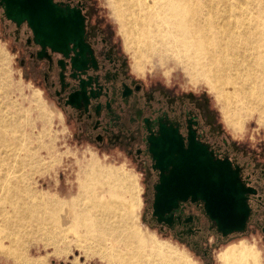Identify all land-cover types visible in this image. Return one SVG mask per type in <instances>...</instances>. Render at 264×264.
I'll return each mask as SVG.
<instances>
[{"label": "bare ground", "instance_id": "6f19581e", "mask_svg": "<svg viewBox=\"0 0 264 264\" xmlns=\"http://www.w3.org/2000/svg\"><path fill=\"white\" fill-rule=\"evenodd\" d=\"M133 65L160 43L179 53L215 90L226 122L242 127L256 111L264 118V0H110ZM201 79V78H200ZM263 115V116H262ZM0 115V252L18 264H46L28 255L32 243L52 253L73 245L120 264H193L133 222L139 207L133 175L89 162L76 192L60 199L35 185L42 173L33 153ZM62 246V248H60ZM219 264H258L253 245H227Z\"/></svg>", "mask_w": 264, "mask_h": 264}, {"label": "flooded vegetation", "instance_id": "af4514ba", "mask_svg": "<svg viewBox=\"0 0 264 264\" xmlns=\"http://www.w3.org/2000/svg\"><path fill=\"white\" fill-rule=\"evenodd\" d=\"M52 3L72 15L74 25H82V33L79 35V29H74L64 52L45 47L38 58L41 47L34 42L27 21L17 25L5 16L2 5L0 23L19 47L20 66L33 79H40L70 126L72 138L79 146H90L98 154L132 160L136 167H144L147 221L161 232L173 233L200 253V264H214L212 238L214 246L238 240L253 242L260 264L259 254L264 247V162L231 141L217 125L204 98L176 94L136 76L92 0H52ZM160 124L177 128L185 145L191 135L214 158L229 160L237 170L240 181L249 189L246 193L249 214L243 231L226 236L217 233L201 203L190 199L180 204L169 223L155 220L151 206L157 170L152 168L147 146Z\"/></svg>", "mask_w": 264, "mask_h": 264}, {"label": "rangeland", "instance_id": "374dc122", "mask_svg": "<svg viewBox=\"0 0 264 264\" xmlns=\"http://www.w3.org/2000/svg\"><path fill=\"white\" fill-rule=\"evenodd\" d=\"M92 1L98 14L111 27L115 41L120 45L136 76L146 82H155L169 88L176 94L204 98L210 112L216 118L217 125L226 132L231 141L264 162V118H260L258 112L253 111L246 116L242 120L241 128L231 127L223 115L221 103L215 97V90L202 76L191 69L177 51L158 42L151 44L144 51L142 71L136 69L133 65V50L125 47L118 24L112 15L110 0ZM20 57L19 47L13 43L0 23V115L3 120L16 128L15 133L21 137L25 144L23 146L38 155L37 161L43 171L35 177L36 187L60 199L69 198L76 192L80 170L91 161L133 175L139 197V207L134 213L133 222L138 229L155 237L159 243L183 252L193 264H200V253L192 250L186 242L178 240L173 233L161 232L147 221L144 185L147 170L144 167H136L132 160H117L113 155L98 154L95 149L85 144L79 146L72 138L71 128L61 110L45 91L40 79H33L20 66ZM251 237H255L252 232ZM243 242L247 245L253 244L257 248L253 242L242 240L222 242L214 246L212 238L210 244L214 264H219L217 254L225 246ZM53 250L52 245L44 246L43 242L39 241L31 244L28 255L44 256L46 264H120L116 259L109 260L97 254H85L82 249L73 245L66 250H59L57 254L52 253ZM259 257L260 264H264V247ZM0 264L18 263L0 252Z\"/></svg>", "mask_w": 264, "mask_h": 264}, {"label": "water", "instance_id": "95a60500", "mask_svg": "<svg viewBox=\"0 0 264 264\" xmlns=\"http://www.w3.org/2000/svg\"><path fill=\"white\" fill-rule=\"evenodd\" d=\"M0 5L5 16L17 25L27 21L34 42L41 47L38 58L45 47L64 52L75 28L79 29V35L82 33L81 23L74 25L72 15L52 0H0ZM148 142L152 168L157 170L151 208L158 223H169L180 204L190 199L201 203L217 233L226 236L245 229L249 189L229 160L214 158L191 135L185 145L177 128L171 125L160 124L157 134L150 136Z\"/></svg>", "mask_w": 264, "mask_h": 264}]
</instances>
